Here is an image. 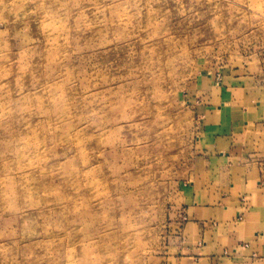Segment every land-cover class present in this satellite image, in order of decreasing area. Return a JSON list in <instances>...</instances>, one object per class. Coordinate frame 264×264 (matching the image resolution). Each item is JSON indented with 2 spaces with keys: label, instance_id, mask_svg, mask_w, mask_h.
<instances>
[{
  "label": "rangeland",
  "instance_id": "374dc122",
  "mask_svg": "<svg viewBox=\"0 0 264 264\" xmlns=\"http://www.w3.org/2000/svg\"><path fill=\"white\" fill-rule=\"evenodd\" d=\"M207 74L264 123V0H0V264H158Z\"/></svg>",
  "mask_w": 264,
  "mask_h": 264
},
{
  "label": "crops",
  "instance_id": "0c3cea01",
  "mask_svg": "<svg viewBox=\"0 0 264 264\" xmlns=\"http://www.w3.org/2000/svg\"><path fill=\"white\" fill-rule=\"evenodd\" d=\"M205 79L209 127L158 264H264V123L257 107Z\"/></svg>",
  "mask_w": 264,
  "mask_h": 264
}]
</instances>
